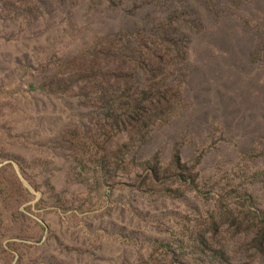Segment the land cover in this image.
Segmentation results:
<instances>
[{"label":"rangeland","instance_id":"rangeland-1","mask_svg":"<svg viewBox=\"0 0 264 264\" xmlns=\"http://www.w3.org/2000/svg\"><path fill=\"white\" fill-rule=\"evenodd\" d=\"M0 264H264V0H0Z\"/></svg>","mask_w":264,"mask_h":264},{"label":"trees","instance_id":"trees-1","mask_svg":"<svg viewBox=\"0 0 264 264\" xmlns=\"http://www.w3.org/2000/svg\"><path fill=\"white\" fill-rule=\"evenodd\" d=\"M165 102V101H164ZM159 104V103H158ZM126 108H128L131 112H129L128 116H133L134 118L132 119L131 117H128L130 120L129 121H125L124 126L122 128L126 129L129 126H133V125H129L131 122L135 124V126H139V125H144L145 123H141V121H148L149 119L147 118V106H145L144 102H140L137 100L132 101V105L131 107L127 104L125 106ZM166 110V108H165ZM164 113L161 112L160 116H162ZM126 124V125H125Z\"/></svg>","mask_w":264,"mask_h":264}]
</instances>
